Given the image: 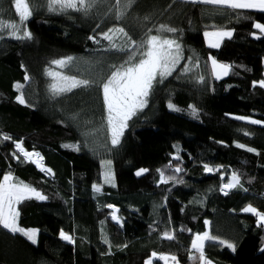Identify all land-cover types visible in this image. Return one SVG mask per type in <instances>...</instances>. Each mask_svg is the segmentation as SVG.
I'll return each mask as SVG.
<instances>
[{
    "label": "trees",
    "instance_id": "16d2710c",
    "mask_svg": "<svg viewBox=\"0 0 264 264\" xmlns=\"http://www.w3.org/2000/svg\"><path fill=\"white\" fill-rule=\"evenodd\" d=\"M36 3L27 21L33 39H9L4 32L5 39L0 40V181L11 173L47 199L33 198L17 205L20 227L38 230L36 244L0 228V264H145L153 252L174 255L179 264H200L190 258L199 256L191 241L207 229L205 221L210 235L235 245L233 251L205 242V256L211 264H264V227L258 226L256 216L242 211L252 205L264 213V125L233 118L264 121V88L253 87V82L264 80V34L253 27L256 22L264 24V13L217 11L211 5L180 0H135L125 20L116 22L114 12L106 14V7L84 16L72 10L49 12L47 0ZM12 22L19 23L12 0H0V23ZM114 23L137 40L146 28H153L152 34L175 38L182 57L172 75L157 86L148 106L129 121L117 147L111 145L106 130L98 85L127 54L106 50L109 41L97 44L89 39ZM160 24L182 32L175 36L156 33ZM218 29L233 34L212 49L204 43L203 33ZM112 43L123 47L127 41L117 33ZM69 56L74 60L58 70L92 84L53 97L49 91L52 78L46 70H56L51 62ZM209 57L231 65L226 78L214 79ZM26 74L29 80L24 79ZM18 83L23 85L26 104L17 102ZM169 102L176 111L168 108ZM190 106L197 115L193 116ZM74 114H78L76 120L71 119ZM4 135L39 152L42 165L51 173L40 171L23 157L15 159L14 145L4 141ZM238 143L256 151L238 148ZM177 154L180 160L173 159ZM105 159L112 161L114 187L104 183ZM169 163L183 169L175 173L183 183H158L157 169ZM204 164L219 170L206 172ZM141 168L148 171L137 176ZM234 172L243 187L225 189V195L220 189ZM94 184L101 186V192L93 190ZM105 205L119 209L122 227ZM61 230L74 243L61 240ZM164 231L175 238H163ZM102 233L111 247L103 243ZM152 264L165 262L153 258Z\"/></svg>",
    "mask_w": 264,
    "mask_h": 264
},
{
    "label": "snow or ice",
    "instance_id": "6c2138e0",
    "mask_svg": "<svg viewBox=\"0 0 264 264\" xmlns=\"http://www.w3.org/2000/svg\"><path fill=\"white\" fill-rule=\"evenodd\" d=\"M15 13L19 18V23H0V40L5 39L3 35L7 32V38L15 39L20 41L32 40L33 34L27 26V21L33 16L37 9L36 0H12ZM182 3H192V4H203L211 5L216 8L217 11L224 9L238 10V9H248V10H258L264 13V0H180ZM135 3V0H114L111 3L110 0H47V10L49 12H55L58 14L66 13L69 10L81 12L84 16H88L93 10H98L101 7H106V14L113 13L112 19L116 22L124 21L128 9ZM171 7V5H169ZM239 15V14H237ZM250 18V17H245ZM145 21L149 20V17L143 18ZM96 28H100V24H96ZM255 29H258L261 34H264V24L256 22L253 24ZM153 28H146L144 35L138 40L134 39L132 35L125 30L123 26H117L113 24L112 27H108L106 30L100 31L97 36H90L89 39L93 40L95 43L99 44L101 40L109 41V48L106 50H115L117 52H125L127 58L123 60L119 65L113 64L112 71L105 81L100 83L98 87L102 92V102L103 107L106 111V116L104 120L106 121V130L109 133V138L111 145L117 147L121 144V140L124 136L125 130L130 127L129 121L136 117L138 113L142 112L149 102V98L156 91L159 84H162L164 80L171 76L175 71L176 65L181 57V44L175 38H169L168 36H163L159 34H152ZM156 33H171L175 36L177 33H181L182 30L167 24H160L158 28L155 29ZM122 34L126 38V45L121 47L112 43L115 34ZM231 30H213L205 31L203 33L204 37L208 40V46L210 48H218L220 46V41L225 38L232 37ZM254 38L260 39L259 35L252 33ZM211 60L212 74L215 79L219 80L223 76H226L231 70V65L218 63L216 59L209 57ZM74 60L73 57H65L58 60H53L51 63L56 65L57 68L66 67ZM188 69L185 68L184 72ZM46 74L53 79V83L49 85V91L53 97L60 96L64 93L70 92L72 89L79 87H89L92 82L83 79L78 80L72 76L63 75L60 72L53 70H46ZM25 80H29V76L26 74ZM199 82H204V77H199ZM258 86L264 88V80L253 82V87ZM16 89L20 92V95L16 97L17 102L20 104H26L24 98V92L22 91L23 85L16 84ZM192 107L193 116L197 115V110ZM168 108L172 111H176V107L169 102ZM78 114H74L71 119L76 120ZM237 120H244L249 124L253 125H264V121L251 119L243 116L233 117ZM244 135H249L245 132ZM4 141H11L14 145V151L12 156L19 160L23 157L24 161L33 163L42 172L51 173V169L46 168L42 165L41 161L43 157L39 152L35 150L29 151L25 148L23 141L13 140L11 136L4 135ZM64 147H71L70 145H65ZM238 148H246L249 152H255L256 150L251 147H247L243 144H236ZM79 150V148H76ZM17 153L19 155H17ZM258 154V153H257ZM174 160H180L179 154L173 156ZM112 161L110 159H105L102 161V168H104L103 177L104 183L110 184L113 187L114 175L111 172ZM171 169V173L166 174L167 170ZM204 169L206 172L212 173L218 171V168L210 167L208 164H204ZM148 169H139L136 171L137 176H141L146 173ZM183 169L179 166H173L171 163L166 166L165 169H157L159 173V184H167L169 181L183 183L182 180H178L175 173H181ZM237 186L243 187L241 185L240 176L237 173H233L231 176V181L224 184L220 189L224 191L225 189H232ZM93 190L97 193L101 192V186L94 184ZM248 191L247 188L243 189ZM170 191V189H169ZM227 195V191H224ZM46 200L47 196L43 195L36 188L30 185L17 181L13 178L11 173L3 176V180L0 181V228L6 229L9 233L20 235L31 241L32 244L37 243L38 230L36 229H25L20 227L18 223L19 211L17 205L25 200ZM105 207L111 208L112 220L120 224V217L117 215L119 209L115 208L113 205H105ZM243 212L251 213L253 216L258 218V226L264 227V213L258 211L252 205H248L242 209ZM103 223V222H101ZM207 224L208 222L205 221ZM183 230V229H182ZM60 239L67 241L68 243H74L73 237L70 234L65 233L63 230L59 233ZM163 238L172 240L174 235L170 231H164L162 233ZM103 243L110 245V241L107 236L102 233ZM214 242L223 245L227 248L235 250V245L220 239L216 236L210 235L208 232L203 234H196L195 238L191 241V248L195 252L199 253L198 257H190L193 259H198L200 264H211L205 256V242ZM264 251V249H262ZM152 258H157L163 260L165 264L171 260L175 264H179L176 256H165L157 255L153 252L151 254ZM152 258L145 261V264H152Z\"/></svg>",
    "mask_w": 264,
    "mask_h": 264
},
{
    "label": "rangeland",
    "instance_id": "374dc122",
    "mask_svg": "<svg viewBox=\"0 0 264 264\" xmlns=\"http://www.w3.org/2000/svg\"><path fill=\"white\" fill-rule=\"evenodd\" d=\"M232 33H233V31H232ZM228 38V37H227ZM227 38H223L221 41H220V45L223 43L222 41L223 40H225V39H227ZM204 43H206L207 44V46H208V40L204 37ZM209 47V46H208ZM220 47V46H219ZM218 47V48H219ZM212 49H217V48H212ZM213 58V57H212ZM180 61V60H179ZM263 62H264V58H263V60H262ZM218 63H220V62H218ZM209 64H210V67H211V72H212V66H211V60L209 59ZM177 66V65H176ZM55 68H56V70H54V71H56V72H60L58 69L59 68H57V66L55 65ZM61 73V72H60ZM229 74H227L226 76H223L221 79H223V78H226L227 76H228ZM52 78V77H51ZM215 79V78H214ZM215 80H217V79H215ZM219 81V80H218ZM52 82H53V79H52ZM233 117H236V116H233ZM243 117H248V116H243ZM248 118H251V119H256L255 117H248ZM256 120H258V119H256ZM231 181V178L229 179V181L228 182H230ZM244 213H246V212H244ZM206 226H207V229L204 231V232H208L209 233V226H208V223L206 224ZM195 238V235L193 236V239ZM193 250V249H192ZM194 251V250H193ZM197 253V252H196ZM152 258V257H151ZM153 259V258H152ZM168 264H175V263H173V261H169L168 262Z\"/></svg>",
    "mask_w": 264,
    "mask_h": 264
},
{
    "label": "bare ground",
    "instance_id": "6f19581e",
    "mask_svg": "<svg viewBox=\"0 0 264 264\" xmlns=\"http://www.w3.org/2000/svg\"><path fill=\"white\" fill-rule=\"evenodd\" d=\"M35 167H36V165H35ZM37 169H39L38 167H36ZM109 209H111V208H109ZM111 211H112V209H111Z\"/></svg>",
    "mask_w": 264,
    "mask_h": 264
},
{
    "label": "crops",
    "instance_id": "0c3cea01",
    "mask_svg": "<svg viewBox=\"0 0 264 264\" xmlns=\"http://www.w3.org/2000/svg\"><path fill=\"white\" fill-rule=\"evenodd\" d=\"M225 38H227V37H225ZM212 75H213V74H212ZM213 77H214V76H213ZM214 78H215V77H214ZM2 180H3V178H2ZM2 180H1V181H2ZM169 261H170V260H169ZM169 261H168V262H169Z\"/></svg>",
    "mask_w": 264,
    "mask_h": 264
},
{
    "label": "water",
    "instance_id": "95a60500",
    "mask_svg": "<svg viewBox=\"0 0 264 264\" xmlns=\"http://www.w3.org/2000/svg\"><path fill=\"white\" fill-rule=\"evenodd\" d=\"M33 164V163H32ZM35 166V164H33Z\"/></svg>",
    "mask_w": 264,
    "mask_h": 264
},
{
    "label": "built area",
    "instance_id": "2783aa9c",
    "mask_svg": "<svg viewBox=\"0 0 264 264\" xmlns=\"http://www.w3.org/2000/svg\"><path fill=\"white\" fill-rule=\"evenodd\" d=\"M114 221V220H113ZM114 222H116V221H114Z\"/></svg>",
    "mask_w": 264,
    "mask_h": 264
}]
</instances>
